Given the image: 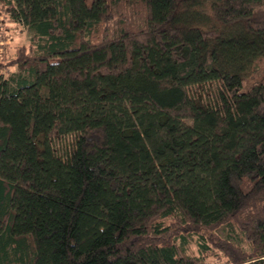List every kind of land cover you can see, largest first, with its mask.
I'll return each instance as SVG.
<instances>
[{"label":"trees","instance_id":"1","mask_svg":"<svg viewBox=\"0 0 264 264\" xmlns=\"http://www.w3.org/2000/svg\"><path fill=\"white\" fill-rule=\"evenodd\" d=\"M19 24L0 264H264V0H0Z\"/></svg>","mask_w":264,"mask_h":264},{"label":"rangeland","instance_id":"2","mask_svg":"<svg viewBox=\"0 0 264 264\" xmlns=\"http://www.w3.org/2000/svg\"><path fill=\"white\" fill-rule=\"evenodd\" d=\"M31 30L23 25H11V27L3 32H0V50L12 52L16 45L27 44L31 36ZM21 72L18 66H12L6 71V76L9 74H18ZM264 82V57L260 58L254 67V70L244 80L243 88L247 89L254 83ZM223 233V231H221Z\"/></svg>","mask_w":264,"mask_h":264}]
</instances>
